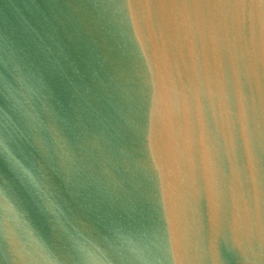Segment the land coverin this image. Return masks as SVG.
<instances>
[{"label":"water","instance_id":"water-1","mask_svg":"<svg viewBox=\"0 0 264 264\" xmlns=\"http://www.w3.org/2000/svg\"><path fill=\"white\" fill-rule=\"evenodd\" d=\"M0 264H264V0H0Z\"/></svg>","mask_w":264,"mask_h":264}]
</instances>
